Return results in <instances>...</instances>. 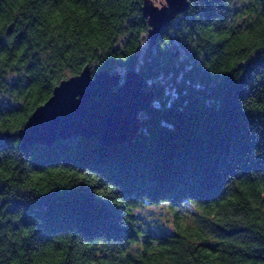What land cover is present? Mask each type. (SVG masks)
Segmentation results:
<instances>
[{"label":"trees","instance_id":"1","mask_svg":"<svg viewBox=\"0 0 264 264\" xmlns=\"http://www.w3.org/2000/svg\"><path fill=\"white\" fill-rule=\"evenodd\" d=\"M236 1L189 0L150 47L144 0H0V264H264V0ZM86 65L156 83L139 133L22 148Z\"/></svg>","mask_w":264,"mask_h":264},{"label":"water","instance_id":"2","mask_svg":"<svg viewBox=\"0 0 264 264\" xmlns=\"http://www.w3.org/2000/svg\"><path fill=\"white\" fill-rule=\"evenodd\" d=\"M189 4V0H171L167 7L157 9L144 0L142 13L149 24L150 47ZM155 88L156 83L150 85L136 68L123 74L108 69L94 72L86 65L78 74L60 80L16 135L22 148L78 136L107 146L132 140L141 129L142 114L155 100ZM5 137L12 134L7 132L0 139Z\"/></svg>","mask_w":264,"mask_h":264},{"label":"rangeland","instance_id":"3","mask_svg":"<svg viewBox=\"0 0 264 264\" xmlns=\"http://www.w3.org/2000/svg\"><path fill=\"white\" fill-rule=\"evenodd\" d=\"M240 2H242L241 0H239ZM239 1L235 2L234 3V10H239V11H243L244 10V6L242 4L239 3ZM163 0H159V1H156L155 0V3H162ZM238 21V20H237ZM239 22V21H238ZM145 43H148V41H146ZM189 50H190V47H189ZM188 52L186 51L185 48L181 47L178 49V58H180L181 60L186 58L187 57V54ZM123 73V72H122ZM148 83L151 85L152 83V80H148ZM153 104V103H152ZM188 214L191 215L194 214V211L192 208H188ZM143 214L145 216V219L147 221H155L156 223H159L160 225H164L165 223L168 225L169 223L166 222L167 219L169 218V215L166 211V208L160 206V207H152V206H148L146 207V209H144L143 211ZM187 216V220L192 222L193 221V217H190V216ZM194 216H196V214H194ZM169 228V226H167ZM170 229H171V224H170Z\"/></svg>","mask_w":264,"mask_h":264},{"label":"snow or ice","instance_id":"4","mask_svg":"<svg viewBox=\"0 0 264 264\" xmlns=\"http://www.w3.org/2000/svg\"><path fill=\"white\" fill-rule=\"evenodd\" d=\"M171 0H163L162 3H155V0H148V3H150L154 8H161V7H167L168 3H170ZM251 0H245V3H250Z\"/></svg>","mask_w":264,"mask_h":264}]
</instances>
